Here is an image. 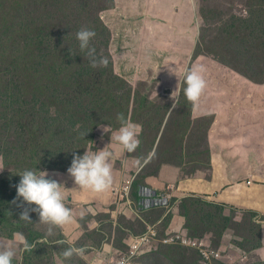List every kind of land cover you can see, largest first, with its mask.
Masks as SVG:
<instances>
[{
	"label": "trees",
	"instance_id": "1",
	"mask_svg": "<svg viewBox=\"0 0 264 264\" xmlns=\"http://www.w3.org/2000/svg\"><path fill=\"white\" fill-rule=\"evenodd\" d=\"M31 1L35 0H0V124L6 121L4 128L10 129V134H6V139L9 137V141L0 140L2 142H0V154L5 157L6 165H16L14 169L0 176V237L12 239L18 232L24 235L25 243L31 248L26 250L24 247L22 253L24 263L40 257L41 253H49L47 245L50 242H48L47 234L36 225L39 219L38 213H29L31 223L19 220L23 208L18 207L22 198L16 199V185L21 179L18 173L25 170H32L37 174L40 171L65 172L71 165L73 153L83 155L88 150V146L96 137L99 125L108 124L117 130L120 127L119 116L140 126L144 118L153 120L158 116L157 119L164 118L163 124L160 125L163 129L169 109L172 108V103L164 107L158 105L157 96L152 99L156 89L144 95L141 93L132 95L131 106L130 92L125 98L119 96L118 91L124 90L128 83L115 73L114 60L110 52L101 53V50L106 49H101V44L95 42L96 35H99L107 38V46L110 43L112 32L101 20L100 12L113 9L116 0H96L97 10H90L95 8L93 0H77L76 4H73V0H36L41 4L35 5L37 10L29 11L27 3ZM247 6L249 13L247 17L233 15L230 21H224L220 25V28H225V34H223L224 38L216 39V42L220 44L222 52L213 54L210 46L205 45L206 51H210V54H206L205 57H211L220 64L233 68V74L238 78L244 76L248 82L241 85V79L233 78L235 75H226L224 73L227 71H218L213 73L215 87L224 85L225 88L239 90L240 87H252V83L264 84V69L257 70L255 67V70L261 73L258 75L246 69H240L228 60L234 57L236 52H243L238 46L244 43L237 41L238 37L248 36L252 40H261L264 45V0H247ZM42 7L44 12L40 14ZM204 13L205 9H202V16ZM54 17L59 18L62 31L52 28L50 21ZM82 27L95 32V37L90 40L89 46L95 48L97 58L105 56L108 59L107 67L93 68L89 60L84 58L76 35H72L74 30L78 32ZM207 36L205 33L203 39L205 40ZM69 43L74 48H77V44L78 48L74 49L75 52L73 49L69 51L62 49L63 60L58 62L56 57L59 48ZM202 55L205 53L202 45L198 44L194 53L195 60ZM50 60L52 66L48 69ZM83 60L85 62H82ZM247 66L252 69L253 61H248ZM16 81L18 83L15 84ZM110 83L114 84L115 88L110 86ZM183 87L182 84L181 89ZM248 96L250 101L246 104L247 106L255 105L257 108L264 106V102L260 103L264 100V94L251 91ZM143 106H148L145 115L141 112ZM179 110L183 121L180 123L181 127L182 123H187L185 120L192 121L193 113V105L186 101L182 91L179 108L175 110L176 114ZM173 114L174 112L169 121L173 118ZM214 121V116L198 119L199 128L204 130L203 139L207 138ZM85 132L87 133L83 136L82 133ZM190 134L183 132L175 139V145L183 149L188 145ZM140 137L137 151L142 153V159L145 162L155 150L156 139L149 142L146 151L144 147L147 134L143 132V128ZM201 143L198 142V145L200 146ZM200 152L202 154L201 149ZM205 153L208 157L210 156L211 149L208 143H205ZM47 178L53 179L50 176ZM137 180L135 189L142 184ZM173 201L177 199L174 198ZM24 206L35 207V205L26 204ZM225 207L192 196L180 201V212L186 219V223L190 224L193 214L200 219L209 218L212 213L223 216ZM201 211L203 213H199ZM238 211L234 210L231 216L225 215V221L228 224L233 222ZM247 213L253 217L251 225H260L259 233L261 228L264 234V214L253 211ZM172 218L169 214L167 219L162 221L163 224L159 225L161 236L166 234ZM151 221L154 222L153 219ZM56 240L49 241L56 242ZM258 243L262 244L263 239H259ZM160 245L178 246V244L165 243H159L156 246ZM45 246H47L46 250ZM180 248L183 247L180 246ZM260 260L261 262L254 264H264V258ZM12 264H21V262L14 257Z\"/></svg>",
	"mask_w": 264,
	"mask_h": 264
},
{
	"label": "rangeland",
	"instance_id": "2",
	"mask_svg": "<svg viewBox=\"0 0 264 264\" xmlns=\"http://www.w3.org/2000/svg\"><path fill=\"white\" fill-rule=\"evenodd\" d=\"M76 1L77 0H73V4H76ZM37 4L41 3L36 0L28 2V10H37V7L35 6ZM97 5L98 2L93 0V7L95 8L90 10H97ZM247 8V0H116V5L113 9L100 12L102 18L101 20L105 22L112 32L110 43L107 46V38L99 35H96L95 42L97 41L101 44V49H106L101 50V53L110 52L114 60L115 73L124 78V81L128 83V86H125L124 90L121 89L118 91L121 98H125L131 93V106L132 95L135 96L136 93L144 95L145 93H151L156 89V92L152 95V99L157 96V104L164 107L172 101L170 98H167L166 96H158V94L164 89H176L178 84L177 77L175 75H170L168 66L163 65L165 62H169V66L171 67H176L177 73L181 76V78L193 64L199 63L203 65V76L206 83L209 82L212 73L218 71H227L226 75H235L232 71L234 70L233 68L228 66L226 67V65L224 66L220 64L211 57H205L206 54H210V51H206L205 45L210 46L212 50L211 53L220 54L222 50L220 44L216 42V39L220 40L221 38H224L223 34H225V28H220V25H222L224 21H230L233 15L247 17L249 15ZM202 9H205L204 16H202ZM43 12L44 8L42 7L39 13L43 14ZM34 17L38 18L37 16ZM59 21V18L54 17L50 23L53 29L62 31L60 28L62 25ZM76 33L77 31L74 30L72 35H76ZM205 33H207L208 36L204 40L203 36ZM190 35H192V38H190ZM157 37L160 40L163 38L165 39L163 45L159 42L146 41L148 38L155 40ZM68 39L70 38L68 37ZM237 41L244 43L238 46V48L242 49L243 52H236L234 57H231L228 60L233 65L240 67V69H246L254 74L260 75V71L257 70L264 69L263 42L261 40H252L248 36L238 37ZM198 44L202 45L205 55H202L195 60L194 53ZM76 47L78 48L77 44ZM77 48H74L71 43L64 45L59 48L56 60H58V62L59 60H63L62 49H66L68 51L73 49L75 52L74 49ZM250 60L253 61L252 69L247 66V63ZM82 62L85 61L83 60ZM260 64H262V66H259ZM50 66H52L51 60L49 61L48 69ZM255 67L257 70H255ZM16 83L18 82L16 81L15 84ZM117 83L119 84L121 82ZM109 85L114 87V84L112 83ZM178 86L181 88L182 83H179ZM221 87H224V85ZM147 107L148 106H143L141 110L142 114L145 115ZM160 111L161 110H159V112ZM103 114L108 113L103 112ZM157 117L158 116H156L155 119L153 118V120L144 118V120H142V125H139L143 128V132L147 134V139L145 138L146 144L144 147L146 151L149 142L156 139L155 150L152 153V169L155 170L164 162H168L170 164H178L182 167L185 175H193L198 170V172L202 173L213 171L211 153L209 158H207L208 155L206 153L204 154L205 143H201L200 146L197 143V140H200L201 138L197 136H199L202 131V129L199 128V123L197 122L198 120H185L187 123H182V126L180 127L182 115L180 114V110L177 114L176 111H174L173 118H171L170 121L167 119L162 129L160 125L163 124L164 118L161 119V117H159L157 119ZM168 121L169 126L167 127ZM6 123L7 122L5 121L0 124V140L3 141L6 139V134H10V129L4 128ZM110 128L115 131L112 126H110ZM185 131L187 134H191L188 139V145H186L181 152L180 146L175 145V139ZM96 133V137L91 142V145L88 146V151L90 152L98 151V148L103 147L104 143H111L110 133H103L100 127L96 130ZM138 138L141 141L140 135ZM8 141L9 137L6 139V142ZM110 145H108V147ZM129 156H134L136 162V165L133 167L129 166L131 169V175V173L133 172L134 174L138 170V166L141 167L144 162L142 159V153L137 151V149L135 152L128 154V157ZM0 166L4 167L3 170H0L1 176L3 173L14 169L16 165H6L5 157L0 154ZM46 172L49 176L50 172ZM142 172L143 170L138 174V176L136 175L131 178V190L128 199H126L130 201V203H133L131 195L137 177L143 179V177L146 176ZM140 179L138 180L140 181ZM125 182L121 188L127 185ZM145 187L146 186L141 187L140 194L142 189ZM147 187L156 191L158 194L169 193L170 191L165 187L160 190L153 189L150 186ZM143 199L144 197L141 194L137 203H141ZM172 203H175L174 206H179V202L176 203V201H172ZM234 210L238 211V209L232 208V213ZM155 211L158 212L155 213ZM148 212H150L149 220L151 221V219H153L154 222H156L162 214H164L162 217L163 221L167 219L169 214L173 217L172 213L167 215V210L164 207L158 206ZM247 212L249 211L236 212L234 221H231L229 224L225 221V211L223 216L220 214L218 215L217 213H212L209 218L204 219H200L193 214L191 224L185 223V228H187L186 230L189 235L194 238H205L209 243H211L212 239L214 246H217V243L222 237L221 234L224 232L231 233V235H228L230 236L229 242L233 241L235 237H240L242 240L241 245L248 252L249 257L243 264H254L258 261L261 262L260 258H263L261 253L264 248V234L261 228H259V233L258 227H260V225H251L253 217ZM199 213L203 212L201 211ZM232 213L229 214V216H231ZM256 219L258 220L259 218ZM36 225L47 234L48 242H50L47 245L49 253H41L40 257L33 258L28 262L30 264H56L52 254L53 250H56L57 248L58 253L61 251L63 253V251L68 249L63 248L64 245L67 246L65 243L56 244L55 242L49 241L59 238L60 228L39 223V219L37 220ZM49 227H52L51 234L48 233ZM56 228H58V231ZM138 228V234L144 233L147 230L144 225L138 226ZM107 229L109 233L113 232L112 228L108 227ZM161 232H163V230ZM138 234L132 235V238L130 239L131 241L128 243V249L130 248V244L134 237ZM259 239H263L262 244L258 243ZM25 241L24 235L19 232L16 233L12 239L4 236L0 237V244L7 243L11 245L16 252L15 257H17L21 264L28 263H24L22 258ZM93 241L98 245V235L94 236ZM47 246L44 247L45 250ZM60 246L63 248L62 250L59 248ZM78 256L79 255L74 253L71 258L66 259L63 257V259L67 261L68 264H80L77 259ZM237 258L238 256H236V259ZM136 261L137 264H204L197 249L192 247L180 248V245L176 247L168 245H160L159 247L156 246L152 251L140 256ZM220 263L226 264L221 261L213 262V264Z\"/></svg>",
	"mask_w": 264,
	"mask_h": 264
},
{
	"label": "crops",
	"instance_id": "3",
	"mask_svg": "<svg viewBox=\"0 0 264 264\" xmlns=\"http://www.w3.org/2000/svg\"><path fill=\"white\" fill-rule=\"evenodd\" d=\"M146 41L163 45L165 39L160 40L157 37L155 40L148 38ZM233 78L238 79L236 76ZM240 78L241 85L247 84V78ZM206 84V89L196 106V111L201 115L198 118L192 116V121L208 116L215 117L207 138H204L206 140L203 139L204 130L197 136L201 137L197 143H208L211 149L213 171L202 173L198 170L193 175H185L182 167L168 162L154 170L151 167V154L142 166H138V170L130 175L129 166L133 167L136 162L134 156L129 158L126 154L113 164L111 187L100 193L78 188L67 171H49V176L62 184L64 204L72 213L71 222L59 227L60 236L56 238L55 243H65L67 246L64 245L63 248H73L74 253L79 255L77 259L80 264H111L113 259L128 249L132 235L138 234V226L163 224L162 218L152 223L149 220L150 212L139 208L137 202L140 199L141 187L144 186L157 190L168 188L177 199L176 203L179 202V206H174L171 212L173 218L168 228L185 227L186 219L180 212V201L190 196L227 206L225 214L228 216L232 213V208L264 214V106L257 108L255 105H246L250 101L248 94L251 91L264 94V84L252 83V87H240L239 90L215 87L213 73ZM174 90L164 89L158 95L170 98ZM263 102L264 100L260 103ZM178 108L179 105L170 110L166 119ZM107 145L108 143H104L98 150ZM115 147L113 142L108 148ZM180 151L182 152L181 147ZM142 170L146 176L143 179L137 177L142 184L132 190L133 203L113 192V187L123 186L125 181L126 184ZM108 227L112 228V233L108 232ZM56 230L58 231V228ZM95 235H98V245L93 241ZM228 235L231 233L225 232L218 244L229 241ZM59 248L63 249L61 246ZM52 254L56 264H68L63 259L62 251L58 253L56 248ZM261 255L264 258V248Z\"/></svg>",
	"mask_w": 264,
	"mask_h": 264
},
{
	"label": "clouds",
	"instance_id": "4",
	"mask_svg": "<svg viewBox=\"0 0 264 264\" xmlns=\"http://www.w3.org/2000/svg\"><path fill=\"white\" fill-rule=\"evenodd\" d=\"M94 37L95 32L93 30L82 27L76 33L79 49L84 53V58L86 57L89 60L91 67H107L108 59L104 57L97 58L95 48L89 46L90 40ZM163 65L168 66L170 75L177 77L178 84L182 83L184 85L181 89L177 84L176 89L172 91L170 99L173 103L172 108L169 110L172 111L179 105L182 91L186 101L193 105V118H198L201 113L196 111V106L207 86L203 76L204 66L199 63L193 64L181 78L177 73L176 67L169 66V62H165ZM118 120L120 121V127L115 131L109 125H99L103 133L111 134L110 144L115 142V148L109 149L108 145L110 144H108L96 152L86 150L83 155L73 153V159L67 169V173L73 178L74 184L78 188L90 189L97 193L108 190L113 181L112 169L114 162L126 154L135 152L138 148L140 144L138 137L142 131L141 127L126 120L123 116H119ZM86 133H82V135L85 136ZM3 168L0 166V170H3ZM18 174L21 179L16 185V199L22 198L18 207L23 208L19 220L31 223L29 213L36 212L39 215V223L42 224L62 227L71 222L72 213L64 204L65 197L61 191V183L47 178L48 173L46 171H40L37 174L32 170H25ZM13 202L15 203L16 201L14 200ZM25 204L29 206L35 205V207H25ZM48 233H52V227H49ZM24 247L26 250H31L27 243H25ZM74 251L73 248L69 247L63 251L62 255L64 258L69 259L73 256ZM15 255L16 252L11 245L7 243L0 244V264H12ZM136 260L135 264H137Z\"/></svg>",
	"mask_w": 264,
	"mask_h": 264
},
{
	"label": "built area",
	"instance_id": "5",
	"mask_svg": "<svg viewBox=\"0 0 264 264\" xmlns=\"http://www.w3.org/2000/svg\"><path fill=\"white\" fill-rule=\"evenodd\" d=\"M131 180L123 188L114 187L113 192L122 196L123 199H128L131 190ZM144 199L138 206L144 210H150L156 207H164L168 213L174 209L172 203L173 194L161 193L145 187L141 191ZM162 202V203H160ZM187 228H167L164 236L160 235L159 224L148 225L144 233L138 234L134 237L130 244V248L123 252L120 256L113 259L111 264H135V260L142 255L153 250L159 243L178 244L185 247H192L199 251L204 264H213L215 261H221L226 264H243L246 262L248 252L241 245V238L235 237L233 241L217 243V246L209 243L205 238H198L190 236L186 230ZM236 256L238 258L236 259Z\"/></svg>",
	"mask_w": 264,
	"mask_h": 264
}]
</instances>
